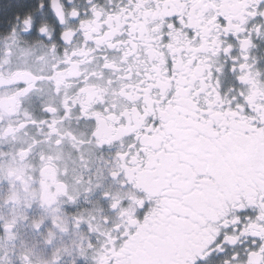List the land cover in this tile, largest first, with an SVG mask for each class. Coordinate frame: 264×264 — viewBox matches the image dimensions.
I'll use <instances>...</instances> for the list:
<instances>
[{
    "label": "snow or ice",
    "instance_id": "obj_1",
    "mask_svg": "<svg viewBox=\"0 0 264 264\" xmlns=\"http://www.w3.org/2000/svg\"><path fill=\"white\" fill-rule=\"evenodd\" d=\"M0 264H264V0H0Z\"/></svg>",
    "mask_w": 264,
    "mask_h": 264
}]
</instances>
